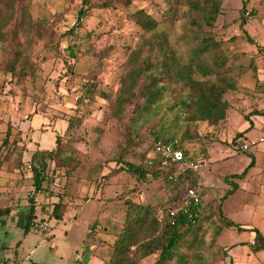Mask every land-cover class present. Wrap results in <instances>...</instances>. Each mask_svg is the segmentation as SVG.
I'll return each mask as SVG.
<instances>
[{"label":"rangeland","instance_id":"374dc122","mask_svg":"<svg viewBox=\"0 0 264 264\" xmlns=\"http://www.w3.org/2000/svg\"><path fill=\"white\" fill-rule=\"evenodd\" d=\"M91 1L104 6L91 7L75 35L61 36L76 21L80 0H27L24 20L20 21V11L13 20L20 21L19 50L29 62L23 75L2 72L10 55L0 43V142L6 133L16 141V146L6 149L10 158L0 169V210L10 208V214L0 216V264H108L125 200L158 208L183 194L162 178L148 176L140 182L128 173L125 163L146 167L154 155L150 124L135 120L133 105L125 106L120 117L112 116L109 106L124 71L125 47L133 46L138 37V27L128 14L144 9L159 19L168 0ZM220 1V13L210 30L221 41L217 53L225 60L222 69L234 88L223 95L228 105L225 119L216 125L197 121L196 136L183 142L187 155L201 162L194 187L203 208L205 264H220L223 247L216 239L222 231L230 241L243 238L222 223V218L227 219L223 206L232 176L219 179L209 159L232 138L230 120L250 108L264 109V0ZM242 14L247 16L243 25ZM11 29L12 25L7 27ZM68 47L73 48L75 61ZM68 63H73L71 72ZM90 79L107 98L88 97ZM256 131L258 127L252 136ZM55 137L71 141L79 164L69 176L49 177L50 186L40 187L42 192L30 201L33 173L21 171L20 165L28 163L34 150L52 149ZM47 164L50 170L53 164ZM60 198L67 207L64 216L50 219L52 203ZM29 203L47 228L36 224L24 235ZM150 262L151 256L136 264Z\"/></svg>","mask_w":264,"mask_h":264},{"label":"trees","instance_id":"16d2710c","mask_svg":"<svg viewBox=\"0 0 264 264\" xmlns=\"http://www.w3.org/2000/svg\"><path fill=\"white\" fill-rule=\"evenodd\" d=\"M26 3L27 0H0V43H5V50L10 55L2 67L3 73L23 75L28 69L29 62L19 50L17 40L20 21L24 20L27 12ZM102 6L91 0H80L76 21L61 36L75 35V30L81 27L89 9ZM220 9V0H168V8L162 11L159 19L144 9L128 14L138 27V37L133 46L125 47L124 71L109 106L112 116L120 117L125 106L133 105L132 116L135 120L144 125L150 124L151 148L155 141L177 140L187 154L183 142L196 136L197 121L216 125L226 117L228 105L223 95L233 89L234 85L222 69L224 58L217 53L221 41L215 39L210 30ZM18 11L20 21L14 22ZM246 17L243 14L239 16L241 25L246 23ZM10 25L12 29L7 31ZM176 27H179L178 34L174 31ZM261 49L264 53V48ZM68 53L75 61L72 47H68ZM67 68L71 72L73 63H68ZM87 82L88 97L95 94L108 97L102 91H96L93 79ZM262 113L264 111L254 114ZM14 145L16 141L10 140L9 133H6L0 142V169L6 158H10L6 149ZM76 155L77 151L71 146V141L63 142L58 137H55L52 149L34 150L28 161L33 173L34 189L49 187L48 178L56 174L69 176L79 164ZM20 160L21 155L14 161V165H18ZM47 161L53 164L50 170ZM149 161L146 167L125 163L126 169L136 181H146L150 176L152 179H164L172 189L194 187L196 170L186 169L183 174L169 179L168 175L175 170L174 163L156 154ZM198 196L199 203L180 212L172 224L168 208L178 201L177 196L158 208L125 200L123 221L112 242L108 264H136L150 256V264H205L203 250L206 245V229L202 225L204 218L199 192ZM66 208L61 198L52 203L50 219H62ZM37 213L33 204L29 203L22 226L24 235L36 224H43ZM8 214L9 207L0 210V216ZM222 223L226 228L253 231L255 237L249 244L250 250H264V237L257 229L241 228L224 218ZM192 260H195L194 263Z\"/></svg>","mask_w":264,"mask_h":264},{"label":"crops","instance_id":"0c3cea01","mask_svg":"<svg viewBox=\"0 0 264 264\" xmlns=\"http://www.w3.org/2000/svg\"><path fill=\"white\" fill-rule=\"evenodd\" d=\"M262 106L264 108V105ZM253 111L254 109L250 108L243 114L238 113L233 120H230L228 124L232 138L227 141V144H220L211 154L212 158L209 161L212 172L218 175L219 179L224 176L234 177L228 181L229 197L223 206L226 218L241 228L257 229L264 237V142H256L246 150L239 148L241 143L256 141L264 132L263 113L254 114L255 111ZM259 115L263 120L259 119ZM255 127H258V131L252 136ZM247 139L250 142L246 141ZM187 156L190 160H195L190 155ZM196 191L198 193L197 189ZM232 215L236 218H231ZM230 228H233L237 235H243V238L233 242L222 231L216 239V244L223 247L219 263L264 264V250L252 252L249 247L255 233ZM5 263L6 261L3 264Z\"/></svg>","mask_w":264,"mask_h":264},{"label":"built area","instance_id":"2783aa9c","mask_svg":"<svg viewBox=\"0 0 264 264\" xmlns=\"http://www.w3.org/2000/svg\"><path fill=\"white\" fill-rule=\"evenodd\" d=\"M256 142H264V132L259 135L256 141L251 143H241L239 148L241 150H246L250 145L255 144ZM152 151L154 154L162 157L165 161L168 160L175 164L174 172L168 175L169 179L175 178L177 174H183L186 169L197 171L201 166V162L199 160L189 159L187 154L184 153L183 149L180 148L177 140H173L171 142L155 141L152 144ZM148 164H150V161H148ZM30 168L31 166L29 163L20 165L21 171L30 170ZM41 192V188L34 189L30 194V198H34L36 194ZM199 200L198 193L194 187H188L184 189L183 194L178 199V201L173 203V205L168 208V217L170 218L171 224L174 222V219L180 212L189 210L192 206L197 205ZM40 227L42 229H46L47 224L43 223Z\"/></svg>","mask_w":264,"mask_h":264}]
</instances>
